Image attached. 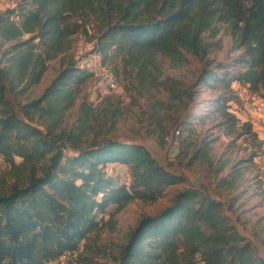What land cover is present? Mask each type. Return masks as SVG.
<instances>
[{"label":"trees","instance_id":"1","mask_svg":"<svg viewBox=\"0 0 264 264\" xmlns=\"http://www.w3.org/2000/svg\"><path fill=\"white\" fill-rule=\"evenodd\" d=\"M16 1L15 8L0 12V157L8 165L0 171V264H49L76 252L87 264L91 236L107 224L106 213L114 215L111 206L119 211L136 200L156 201L183 179L144 144L108 135L118 117L113 103L97 109L83 101L75 122L68 123L80 85L94 74L67 56L79 19L97 16L95 52H117L126 68L137 67L135 75L147 89L156 86L157 65L146 53L160 52L176 62L187 61L188 53L199 57L205 87L221 89L210 114L221 117L230 133L241 128L240 136L252 124L229 111L233 84L264 97V0ZM221 26L240 51L232 69L224 63L214 67L207 57L206 33L214 37ZM59 55L62 69L32 97L49 61ZM158 108L155 103L159 133L164 126ZM185 130L189 133L181 134ZM176 133L178 160L205 166L218 189L239 187L243 169L232 165L231 174L219 177L231 162L213 156L211 139L195 143L189 126ZM108 164L123 167L125 180L111 174ZM110 256L103 264H264L222 200L200 187L185 188L156 215H144L119 253Z\"/></svg>","mask_w":264,"mask_h":264},{"label":"rangeland","instance_id":"2","mask_svg":"<svg viewBox=\"0 0 264 264\" xmlns=\"http://www.w3.org/2000/svg\"><path fill=\"white\" fill-rule=\"evenodd\" d=\"M16 5V0H0V12L13 9ZM73 20L77 19L74 17ZM79 21L80 28L71 36V48L68 49L67 56L94 74L80 85L76 103L67 115L68 123L75 122L83 101L91 103L97 109L113 103L119 108L118 117L116 125L108 135L118 140L144 144L161 164L183 179L168 187L166 193L156 201L136 200L119 211L111 206L109 211L114 212V215L106 213L104 217L107 224L91 236L89 250L93 249V252L84 253L88 259L87 264H103L110 255H117L121 246L126 243L129 232L144 215H156L171 204L179 191L188 187H200L222 200L224 211L230 216L237 230L249 238L264 257V132L259 127L260 121L247 109L248 101L244 90L237 89V83L233 84V99L229 102V111L240 122L251 123L252 119L257 122L252 125L251 132L238 136L237 132L242 131L241 128L230 133L226 125L220 124L221 117L210 114L212 100L221 89L211 90L205 87L201 81L204 63L199 57L188 53L187 61L176 62L160 52L146 53L147 59L151 57L157 65V70L153 73L156 86L147 89L140 85L135 75L137 67L130 65L126 68L117 52L108 50L105 55L95 52L98 25L101 23L97 16H84ZM207 35L208 32L206 37L211 44L207 57L214 60V67L217 63H224L230 65V69L235 68L234 61L240 51L234 49L227 28L221 26L214 37ZM142 62L145 64L147 60ZM61 63L60 55L49 61L43 80L31 90L32 97L40 95L51 83L62 69ZM110 74L116 79L117 86L114 89L108 86ZM105 97L106 103L103 101ZM155 103L160 106L158 115L164 126L163 132L159 133L157 131L160 126L154 123L156 117L153 116ZM203 114L206 116L205 122L200 123L199 117ZM182 126L193 128L195 143L201 138L211 139L213 156L231 162L219 177L231 174L232 165L243 169V177L237 189H218V179L213 178L212 172L205 166L196 163L189 165L186 160L175 157L177 142L180 140L176 129H182ZM254 131L259 133V137L252 138ZM187 133L189 130L181 134ZM20 160L18 157L17 162ZM215 165L218 167L219 163L215 162ZM7 168L8 165L0 157V171ZM107 170L120 177L121 181L126 178L127 172L121 166L108 164ZM215 175L214 173L213 176ZM50 264L82 263L76 252L63 255L62 259Z\"/></svg>","mask_w":264,"mask_h":264},{"label":"built area","instance_id":"3","mask_svg":"<svg viewBox=\"0 0 264 264\" xmlns=\"http://www.w3.org/2000/svg\"><path fill=\"white\" fill-rule=\"evenodd\" d=\"M108 86L111 89H114L117 86L116 79L112 74H110L108 77ZM240 89L244 90L246 94V99L248 101L247 109L251 110L252 116H255V118H257V120L260 121L259 127H261V130H263L264 132V97L259 92L253 91L249 89L247 86H243ZM257 120L252 119L251 124L254 125L257 122ZM257 134L259 133L257 132ZM60 258L62 259L63 256H61Z\"/></svg>","mask_w":264,"mask_h":264}]
</instances>
